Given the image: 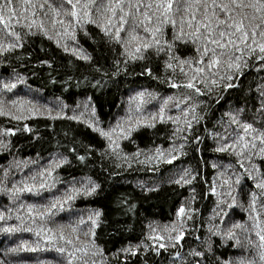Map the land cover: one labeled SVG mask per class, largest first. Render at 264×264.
<instances>
[{
    "label": "snow or ice",
    "instance_id": "obj_1",
    "mask_svg": "<svg viewBox=\"0 0 264 264\" xmlns=\"http://www.w3.org/2000/svg\"><path fill=\"white\" fill-rule=\"evenodd\" d=\"M89 26H95V34L89 31ZM81 33L112 53L114 71L110 72L80 44ZM35 39H42L39 50L46 56L43 40L64 54H71L76 61L85 62L90 66L87 70L101 77H90L79 67H76L78 77L76 73L69 75L67 69L73 65L72 60L60 64L56 55L37 57L31 75H37V66L47 67L49 84L64 88L75 80L76 87L83 83L99 88L107 82L105 77L127 74L128 65L139 62L140 76L178 91H189L161 96L141 88L129 96L126 115L107 129L102 126L91 97L83 105L85 111L91 110L89 119H82L84 112L69 117L65 111L69 105L62 96L41 103L43 87L33 88L28 77L18 70L28 71L27 62L33 53L28 51L22 57L20 50H26ZM69 41L73 46H69ZM188 48L194 55L181 54ZM153 65H159L164 75L157 74ZM0 67L9 70L7 76L0 73V115L17 121L26 119L24 115H14L11 109L15 108L33 116L64 117L82 122L107 141L103 149L81 143L83 154L76 147H67V155L54 153L44 165L37 153V159H13L3 168L0 193L12 206L0 207V232H27L37 237L33 244L21 240L8 248L5 256L21 251L54 252V259L38 260L36 264H137V261L149 264V259L151 264H162L165 259L168 264H264V76L260 75L264 72V0H0ZM177 70L184 79H174ZM253 70L256 75L245 84ZM18 85H24L37 98L7 99L5 93ZM153 101L158 102L157 110L145 114V105ZM222 103L227 105V110L221 112L211 130L205 124L204 132L210 135L214 145L207 150L222 154L223 159L211 163L216 172L211 183L203 181L208 187L201 193L196 190L198 169L208 163L202 155L196 167H184L177 179L168 181L181 187L187 185L189 196L177 209L176 219L164 225L163 235L150 223V233L138 243L129 241L114 251L106 250L107 239L131 228L120 220L122 216L134 215L137 205L125 194L115 198L111 213L94 208L86 216L71 219L75 215L74 201L96 196L105 189L91 175L80 179L72 176L67 181L59 176L58 170L72 163L70 156L84 165L97 151L101 159L171 165L188 155L185 148L189 145L196 153L203 152L199 145L204 137L195 134L196 126L206 119L210 123L207 113L214 114ZM53 104L57 106L55 115ZM170 104L181 115L166 117ZM213 105L217 106L215 110ZM79 107L77 104L76 108ZM165 119L177 125L172 135L178 143L168 149L156 147L154 154L146 155L144 161L137 159L142 154L140 149L131 154L123 152L120 140L131 138L141 127L154 128L157 121ZM14 131L33 130L27 124L22 129L2 130L4 134ZM11 147V141L0 140V152H8ZM29 165L35 166V170L20 180L10 181L13 167L23 171ZM138 187L142 191H156L158 185L147 188L140 182ZM24 194L42 202L24 201ZM213 196L211 210L204 217L202 208L196 205H203ZM237 209L242 211L243 219L236 218ZM61 213L70 219L58 222ZM13 219L17 222L10 223ZM101 228L103 237L97 231ZM102 238H107L104 244L98 242ZM0 264L13 262L0 258Z\"/></svg>",
    "mask_w": 264,
    "mask_h": 264
},
{
    "label": "trees",
    "instance_id": "obj_2",
    "mask_svg": "<svg viewBox=\"0 0 264 264\" xmlns=\"http://www.w3.org/2000/svg\"><path fill=\"white\" fill-rule=\"evenodd\" d=\"M89 31L93 34L97 29L95 26H89ZM80 44L87 49L94 58L99 59L105 68L110 72L114 71L111 67L113 55L107 49H101L92 40L84 37L83 34L78 36ZM42 39H35L33 43L26 49L20 50L22 57L27 55L30 51L33 53V58L27 62L28 71L23 68L18 69L28 77V84L33 88L43 87L41 96L43 99L41 103H47L55 96H62L63 101L69 105L65 109L67 116L79 115L84 112L82 119H89L91 116V110L85 111L83 105L87 102V98L91 97L92 102L96 108V113L102 121V126L106 129L110 126H114L117 120L126 115V110L129 107V96L141 88H147L149 91H155L161 94V96L169 95H181L189 90L181 89L176 90L171 88L168 84L161 83L153 80L147 76H140L139 73L142 68L139 62L130 63L128 65V73L121 72L120 75L115 77H105L107 81L103 83L99 88H93L89 84H81L80 87L75 86V80L71 86L61 87L60 84L52 85L47 82V73L50 71L47 67L37 66L35 71L36 76L31 75L32 66L36 63V58H47V56L56 55L60 64L66 63L68 60L73 61V65H70L67 69V73L72 75L76 73V67H79L86 75L95 76L96 79H100L98 73L87 70L90 66L86 65L83 61H76L75 57L71 54H64L56 49L55 45L50 44L46 40H43V47L47 50V56L45 53L40 52V46ZM69 46H73V42L69 41ZM102 53V55H101ZM182 55H194L191 48L182 50ZM106 57V59H105ZM154 71L159 75H164L159 65H153ZM0 73L5 76L9 74V70L0 67ZM77 77L79 76L76 73ZM256 75L255 70L248 74L247 79L244 81L246 84L248 80L252 79ZM264 76V72L260 73ZM176 80L184 79L183 75L177 70V75L174 77ZM7 99H15L17 96L37 98L30 94L29 89L24 85H18L16 89L11 92L5 93ZM231 95H237L235 92H231ZM200 99H204L201 97ZM77 104L80 105L76 108ZM53 115H55L56 105L53 104ZM217 106L213 105L215 110ZM158 108V102L153 101L148 105H145V114L154 112ZM73 109H76L73 112ZM220 110H216L214 114L212 112L207 113V116L211 117L209 123L207 119L201 122V125L196 126V133L204 137V142L199 145L203 149L202 153H196L193 150V146L189 145L185 148L188 153L187 156H181L173 164L162 163L157 165L156 161L151 163H137L135 161H123L114 160L113 158L105 157L101 159L100 152H94L92 157L88 159L87 165L80 164L75 160L73 156H70L72 163L64 165L58 170V175L67 181L70 177L75 176L77 179L84 177L85 175H91L94 179H98L104 186L105 191L100 192L96 196L92 197H80L73 202V211L75 213L71 219H75L79 215H87V211L94 208H103L106 212L111 213V209L114 206L115 198L121 194L130 196L133 202L137 205V209L134 215L122 216L120 222L122 224L131 225L130 229H126L122 235L107 239L102 238L98 242L104 244L107 239V251H114L115 248L120 247L123 244L131 241L133 244L138 243L147 234L150 233L149 224L152 223L153 227L163 235L164 225H170L172 221L176 219V211L180 204L185 201L189 196V188L187 185L181 187L175 183H169V180H175L178 178L180 170L189 165L196 167L197 160L202 155L203 159L208 163L202 164L199 167L200 177L196 183L197 193H201L206 190L208 184L203 183L207 180L211 183L215 175L216 170L211 167V163L223 159L222 154H213L207 149L213 145V141L210 135L204 132V125L207 124L209 130L212 129L215 121L220 117L222 111L227 110V105L222 103L219 106ZM14 115H24L26 119L17 121L11 116L0 115V140L11 141L12 147L8 152H0V176L3 175V168L8 167L9 162L13 159L23 160L31 157L37 159V153L42 158L40 163L44 165L48 159L52 157L54 153L68 154L67 147H76L77 152L83 154L81 143H91L96 149L105 148L107 141L100 137L97 133L93 132L90 128H87L82 122L73 121L64 117L52 119L46 115L33 116L30 113H21L17 109H11ZM171 115L173 117L181 115L179 110L169 105V110L166 112V117ZM27 124L33 131H14V134H4L3 129L11 128L22 129ZM177 125L171 121L165 119V121L156 122L154 128L141 127L138 131L132 133L131 138L120 140V147L124 153H135L137 149H140L142 154L137 158L140 161H144L146 155H152L155 152L156 147L162 149H168L171 144H176L179 141L173 137V132L176 130ZM183 127V124L180 125ZM219 130V129H217ZM67 133V135H65ZM75 138V141L73 140ZM192 137H190V140ZM227 162V161H225ZM121 165L117 167L116 165ZM131 164V167L128 165ZM106 169L103 171L101 168ZM30 170H35V166L29 165L28 168H24L23 171L16 170L13 167L10 172V181H17L22 176L29 174ZM109 173H117L115 177H111ZM142 182L147 188H154L158 185L156 191H142L138 184ZM9 186H11L9 184ZM22 199L27 202H42L34 201L30 194H24ZM215 197H210L203 202V205L197 204L196 207H201L204 217L208 216L212 207V201ZM12 206L9 204L7 197L0 193V207ZM236 218L243 219L242 211L237 209ZM70 217L67 214L61 213L58 216V222H67ZM13 219L10 223H16ZM155 222V223H153ZM2 226V222H0ZM86 227V226H85ZM98 234L103 237L104 229H98ZM37 237L33 233H13L6 234L0 232V258L6 261L13 262V264H36L38 260H52L55 257L54 252L51 251H21L18 253H10L5 256V252L8 248L16 246L21 240H27L30 244L36 241ZM151 243V241H146ZM43 246V245H42ZM166 255V254H165ZM160 260L159 257L156 258ZM136 260V258H133ZM138 264V261H137ZM151 264V259H149ZM162 264H168V261L163 260Z\"/></svg>",
    "mask_w": 264,
    "mask_h": 264
}]
</instances>
